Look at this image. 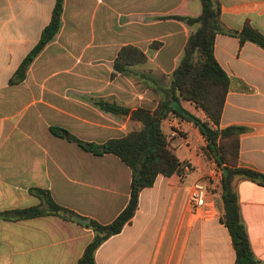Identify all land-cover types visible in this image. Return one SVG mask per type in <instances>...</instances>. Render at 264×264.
<instances>
[{
	"label": "crops",
	"instance_id": "1",
	"mask_svg": "<svg viewBox=\"0 0 264 264\" xmlns=\"http://www.w3.org/2000/svg\"><path fill=\"white\" fill-rule=\"evenodd\" d=\"M225 29L246 23L264 36V0H218ZM55 0H0V264H78L94 233L58 216L14 221L3 214L38 206L32 189L102 225L130 197L131 171L110 154H92L56 134L101 146L140 128L101 111L97 101L153 112L160 91L182 56L192 28L170 17H197L199 0H64L61 26L32 62L25 79L11 77L48 25ZM133 46L145 62L117 73L121 48ZM213 54L229 79L219 129H244L238 166L264 174V50L236 37L216 35ZM184 106L192 111V106ZM196 114L204 120L201 111ZM162 130L180 162V176H157L139 193L138 207L122 231L95 252L96 264H235L215 186L221 178L203 154L193 123L169 115ZM178 140L174 144L173 141ZM217 176V180L213 179ZM206 187L208 217L192 213L187 188ZM240 222L250 251L264 264V187L237 180Z\"/></svg>",
	"mask_w": 264,
	"mask_h": 264
},
{
	"label": "trees",
	"instance_id": "2",
	"mask_svg": "<svg viewBox=\"0 0 264 264\" xmlns=\"http://www.w3.org/2000/svg\"><path fill=\"white\" fill-rule=\"evenodd\" d=\"M199 2V16L170 17L192 28V32L185 42L176 68L169 77V86L160 91L161 100L153 112L140 109L130 111L102 100L96 102V106L105 113L117 117L129 115L130 121L140 125L139 129L128 132L122 138L108 140L101 146L82 142L64 130L53 129L54 134L76 143L83 150L96 155H113L130 169V197L122 212L111 223L102 225L61 207L54 202L48 191L32 189L31 194L39 199L40 204L7 212L3 214L5 218L19 221L52 215L77 224L79 223L76 218L87 220L85 228L90 229L94 237L84 249L78 264H96V250L106 240L119 234L133 218L138 207L139 193L151 187L157 176H180L185 166L189 168L188 163L178 160L170 147V140L162 130V122L171 114L196 126L206 142L204 156L211 159L215 169L221 173L215 192L220 196L223 209L220 222L229 233L235 252V264H260L250 251L244 227L240 222L235 183L243 179L264 187V174L238 166L239 137L244 129L236 126L218 128L229 79L214 58L213 45L215 36L220 34L236 37L240 45L249 42L264 50V36L248 23L240 32L225 29L220 20L219 1ZM63 4L64 0H55L48 25L11 77V85L19 84L25 79L32 62L54 40L61 26ZM145 60V56L136 47L125 46L114 60L113 69L117 73H123L127 66L142 64ZM185 103L192 106V111L184 106ZM197 110L203 113L204 120L196 114Z\"/></svg>",
	"mask_w": 264,
	"mask_h": 264
},
{
	"label": "built area",
	"instance_id": "3",
	"mask_svg": "<svg viewBox=\"0 0 264 264\" xmlns=\"http://www.w3.org/2000/svg\"><path fill=\"white\" fill-rule=\"evenodd\" d=\"M187 168L184 167L183 171H186ZM217 180V176L213 178ZM206 187L202 182H193L187 188V201L189 207L192 210V213L201 219H206L208 213L206 210Z\"/></svg>",
	"mask_w": 264,
	"mask_h": 264
},
{
	"label": "water",
	"instance_id": "4",
	"mask_svg": "<svg viewBox=\"0 0 264 264\" xmlns=\"http://www.w3.org/2000/svg\"><path fill=\"white\" fill-rule=\"evenodd\" d=\"M102 150H103V148H102ZM76 221H77L79 224L83 225V226H86V225H87V220L76 218Z\"/></svg>",
	"mask_w": 264,
	"mask_h": 264
},
{
	"label": "rangeland",
	"instance_id": "5",
	"mask_svg": "<svg viewBox=\"0 0 264 264\" xmlns=\"http://www.w3.org/2000/svg\"><path fill=\"white\" fill-rule=\"evenodd\" d=\"M174 142V144H176V143H178V140H175V141H173Z\"/></svg>",
	"mask_w": 264,
	"mask_h": 264
}]
</instances>
